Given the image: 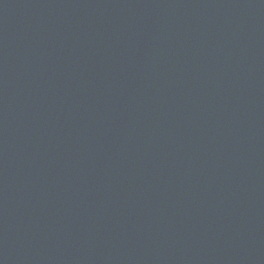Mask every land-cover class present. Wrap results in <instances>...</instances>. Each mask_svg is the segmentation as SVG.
<instances>
[{
    "label": "water",
    "instance_id": "95a60500",
    "mask_svg": "<svg viewBox=\"0 0 264 264\" xmlns=\"http://www.w3.org/2000/svg\"><path fill=\"white\" fill-rule=\"evenodd\" d=\"M0 264H264V0H0Z\"/></svg>",
    "mask_w": 264,
    "mask_h": 264
}]
</instances>
